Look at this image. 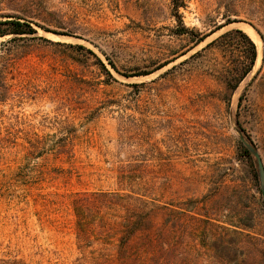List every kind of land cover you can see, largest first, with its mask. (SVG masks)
I'll return each instance as SVG.
<instances>
[{
	"label": "rangeland",
	"instance_id": "obj_1",
	"mask_svg": "<svg viewBox=\"0 0 264 264\" xmlns=\"http://www.w3.org/2000/svg\"><path fill=\"white\" fill-rule=\"evenodd\" d=\"M184 1L179 12L192 31L209 32L224 15L239 23L160 70L127 78L107 58L121 73H145L171 50L192 45L175 34L180 24L170 0H0V21L16 15L36 30L0 37L8 87L1 135L16 142L0 141V257L78 264L83 250L73 198L123 189L155 205L152 229L119 251L120 217L114 207L103 209L91 219L101 229L85 253L106 258L88 264L259 263L262 181L255 155L250 151V160L239 140H253L264 166V40L259 36L258 47L244 26L251 21L264 33V14L257 12L264 0ZM231 29L257 46L255 66L236 90L218 77L226 58L218 47L179 65ZM233 43L238 47L237 38ZM100 61L117 82H109ZM37 136L49 145L72 139L60 160L52 153L26 159L24 146ZM122 172L131 180L121 182Z\"/></svg>",
	"mask_w": 264,
	"mask_h": 264
},
{
	"label": "trees",
	"instance_id": "obj_2",
	"mask_svg": "<svg viewBox=\"0 0 264 264\" xmlns=\"http://www.w3.org/2000/svg\"><path fill=\"white\" fill-rule=\"evenodd\" d=\"M172 6V14L174 18L180 24V29L177 33V36H187L188 40L191 42V46L187 49H178L171 50L169 56L166 57L164 61H158V65L153 71L138 73V74H127L121 73L118 71L115 63L107 58L108 63L111 67L122 74L123 76L129 78L132 76H142L153 73L154 71L160 70L174 62L177 58L186 55L190 50H192L197 45L204 42L213 32L221 29L223 26L232 24L237 21V19H231L229 16L224 15L225 22L219 25H215L213 30L209 32H202L199 30L192 31L183 22L182 15L179 12L180 7H185L184 0H170ZM260 12L264 14V9ZM255 16V15H254ZM8 19L0 21V37H3L8 34L20 35V34H34L36 30L33 28V22L27 19L20 18L16 15H8ZM262 22V21H260ZM250 25L255 29L259 34L262 40H264V33L261 28L249 21ZM260 26H264L263 23H260ZM237 38V46L233 43V40ZM215 47L222 49L225 52V60L219 64L216 72L218 77L222 79V82L228 87L230 91L237 89L238 85L244 80V78L252 71L257 60V46L252 38L241 29H231L221 35L216 39L207 43L202 49L192 54L188 59L182 61L179 65L188 63L189 60H192L196 57L203 55L204 52L209 51ZM185 48V47H184ZM96 58H98L96 56ZM99 60V58H98ZM103 69L109 79V82H117V79L113 74L105 67L103 63ZM177 65H174L171 69H168L164 73L159 75V78L166 77ZM127 86L132 88H137L139 83H128ZM6 91L8 87L6 81H4L3 76L0 74V101H3L5 98ZM247 140L251 145L254 146L253 140L246 136ZM72 138L71 137H60L58 141H55L49 145L46 143L44 137H38L29 142V146L25 147V157L26 159H34L38 157H43L45 153H52L55 160H58L60 155L64 152H67L69 149V144ZM0 141H7L8 143H15L10 138H6L1 135L0 128ZM239 147L246 153V156L252 160L253 156L250 150L246 147L242 140H239ZM60 160V159H59ZM67 171V170H66ZM65 171V172H66ZM121 182L130 181V177L127 173H120ZM73 208L76 215V227H77V238L79 239V249L83 250V256L81 261L78 264H88L89 261H99L106 257H99L94 254V251L89 250V255L85 253L86 248L91 246L92 238L95 237V234L100 227H97L96 224L91 223L92 217L96 214H103V209H109L114 207L115 212L120 217V227L118 235V250L122 251L128 241L138 233L146 232L152 229V216L156 210L155 205L151 206V203L147 199L143 198L139 193L134 191L124 192L123 189L113 190V191H93V192H81L77 193L72 200ZM223 227V226H222ZM227 228V227H223ZM103 229V228H102ZM234 232L240 238H253L249 234H243L242 231L235 230ZM254 239V238H253ZM261 259L258 264H264V248L260 251ZM100 255H104L100 253ZM146 262H141L140 264H145ZM0 264H25L22 260L9 257H0ZM160 264V263H159Z\"/></svg>",
	"mask_w": 264,
	"mask_h": 264
},
{
	"label": "water",
	"instance_id": "obj_3",
	"mask_svg": "<svg viewBox=\"0 0 264 264\" xmlns=\"http://www.w3.org/2000/svg\"><path fill=\"white\" fill-rule=\"evenodd\" d=\"M236 23H239V22H236ZM240 140L243 141V143L246 145V147L252 152V154L255 155V157L257 159L258 167H259V171H260V176H261V181H262L263 197H264V166H263V162H262L260 156L258 155L257 151L253 148V146L249 143V141L244 136H241Z\"/></svg>",
	"mask_w": 264,
	"mask_h": 264
},
{
	"label": "bare ground",
	"instance_id": "obj_4",
	"mask_svg": "<svg viewBox=\"0 0 264 264\" xmlns=\"http://www.w3.org/2000/svg\"><path fill=\"white\" fill-rule=\"evenodd\" d=\"M244 26L247 27L245 30L248 31V33H250V35H251L252 37H254V39H255L256 41H258V47H260V46H261V40H260L259 35L255 32V30H254L251 26H249V25H245V24H244ZM253 41H254V40H253Z\"/></svg>",
	"mask_w": 264,
	"mask_h": 264
}]
</instances>
